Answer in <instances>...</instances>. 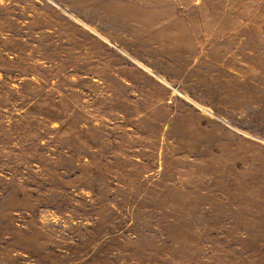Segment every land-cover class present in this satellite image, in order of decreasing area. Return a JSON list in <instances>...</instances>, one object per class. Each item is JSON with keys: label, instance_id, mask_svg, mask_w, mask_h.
I'll return each mask as SVG.
<instances>
[{"label": "rangeland", "instance_id": "374dc122", "mask_svg": "<svg viewBox=\"0 0 264 264\" xmlns=\"http://www.w3.org/2000/svg\"><path fill=\"white\" fill-rule=\"evenodd\" d=\"M0 264H264V0H0Z\"/></svg>", "mask_w": 264, "mask_h": 264}]
</instances>
